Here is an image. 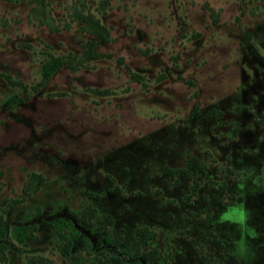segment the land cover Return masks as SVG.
<instances>
[{
    "label": "rangeland",
    "instance_id": "obj_1",
    "mask_svg": "<svg viewBox=\"0 0 264 264\" xmlns=\"http://www.w3.org/2000/svg\"><path fill=\"white\" fill-rule=\"evenodd\" d=\"M75 11L107 55L77 64ZM86 204L118 253L155 231L140 264H264V0H0V213L32 235L0 264H68L59 218L96 247Z\"/></svg>",
    "mask_w": 264,
    "mask_h": 264
},
{
    "label": "trees",
    "instance_id": "obj_2",
    "mask_svg": "<svg viewBox=\"0 0 264 264\" xmlns=\"http://www.w3.org/2000/svg\"><path fill=\"white\" fill-rule=\"evenodd\" d=\"M42 2L43 0H39ZM75 18L81 21V28L88 31L97 37V39H87L82 43L81 57L77 59V64L83 61H87L92 58H97L107 53L96 50L98 44V39L106 40L108 37L107 28L99 22V19L96 18L89 11L86 12H77L75 11ZM42 21V20H40ZM55 28V27H54ZM118 60L121 61V57H118ZM69 62V58L63 55H53L51 53L47 54L41 63H40V79L32 85V88L36 89L37 86L45 82L50 74L57 69L58 67ZM74 66V65H71ZM130 75L133 78H138V74L135 72H130ZM4 77L9 79L6 74H3ZM13 82V81H12ZM21 84V81H15ZM25 87L24 84H22ZM25 97L17 96L16 94H11L6 97L3 101L5 104H11L23 100ZM196 161L194 158L189 163V170L194 171L197 167ZM184 172H188L183 169ZM189 171V172H190ZM38 176V175H37ZM41 178L40 176H38ZM95 209L90 206V204L84 205L80 211V216L84 220L89 221L94 226L92 232L95 234L97 245L93 247V244L88 237V235L82 233L77 227H75L70 219L59 218L60 228L58 231V237L61 241L59 247L60 254L66 259L68 264H97L96 259L100 260L101 264H140L138 259V252L142 245H144L149 239H153L156 235L155 231L148 228L147 226H137L135 229V238L131 240L125 247L123 253H118L115 250L109 249L107 247L108 243L115 242L114 239L109 238L108 236L101 235L103 229H106L111 224V216L103 215L97 219L91 220L94 216ZM64 224V226H62ZM28 224L25 223H15L7 228L2 215L0 213V250L8 246V233L19 243H25L27 238H30L32 235L28 230ZM75 241H80V245L84 250V255L80 254L79 250L74 248ZM202 264H228L223 260V257L213 259L210 262H203ZM231 264V263H229Z\"/></svg>",
    "mask_w": 264,
    "mask_h": 264
}]
</instances>
